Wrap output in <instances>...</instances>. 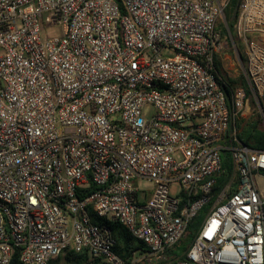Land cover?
Returning <instances> with one entry per match:
<instances>
[{
    "label": "built area",
    "instance_id": "1",
    "mask_svg": "<svg viewBox=\"0 0 264 264\" xmlns=\"http://www.w3.org/2000/svg\"><path fill=\"white\" fill-rule=\"evenodd\" d=\"M227 2L0 0V264H164L206 206L171 264H264V150L236 124L264 114V0L237 5L245 86L230 99L214 65ZM96 220L147 252L121 259Z\"/></svg>",
    "mask_w": 264,
    "mask_h": 264
},
{
    "label": "trees",
    "instance_id": "2",
    "mask_svg": "<svg viewBox=\"0 0 264 264\" xmlns=\"http://www.w3.org/2000/svg\"><path fill=\"white\" fill-rule=\"evenodd\" d=\"M239 0H228L227 4L223 9V20L217 24V28L221 33L222 39L228 37L237 39L234 25L237 18V5ZM244 61V55L241 56ZM214 65L217 74V81L224 90L226 96L230 99L233 89L235 88V82L231 80H225L219 73V63L217 57L214 58ZM243 84V83H242ZM264 112V110H263ZM237 127L240 129L239 138L240 140L257 150H264V130L261 128V120L259 116L250 118L249 120H238L236 122ZM221 173L216 179V183L212 188V195L215 196L224 182L227 180L231 167L229 161V155L227 152H221ZM209 206L202 208L197 215L190 221L186 233L172 248L168 250V254L173 255L175 258L171 261H167L164 264H171L176 260L183 259L185 253L190 248L197 227L203 217L205 216ZM97 223H107L108 228L114 239L113 252L121 259L128 263L132 260L135 255L143 254L147 252L145 245L133 238L128 231L123 228L117 222H107L105 220H96ZM63 260V264H96L90 261L86 253H74L69 252L64 259L61 257L51 260L48 264H59ZM9 264H22L19 261L18 252L15 251L11 257Z\"/></svg>",
    "mask_w": 264,
    "mask_h": 264
},
{
    "label": "rangeland",
    "instance_id": "3",
    "mask_svg": "<svg viewBox=\"0 0 264 264\" xmlns=\"http://www.w3.org/2000/svg\"><path fill=\"white\" fill-rule=\"evenodd\" d=\"M221 20H223V18L220 19L218 23H220ZM50 33L57 34L56 29L50 30ZM222 44L225 45L224 48L219 52L218 55H216L219 63L220 75L225 80H231L235 82V88L244 87L245 86L244 77H243L244 61L241 58V56L244 55L243 45L238 39L233 40V38L230 37H228L226 40L222 39ZM260 103L262 109L264 110V93L260 98ZM258 110H259L258 108L251 106L248 118L250 119L259 116L261 120V128L264 130V114H261L260 112H258ZM137 186L139 189H151V182L139 181L137 182ZM172 189L173 191H177L178 187L175 185L173 186ZM63 262L64 261L61 260L59 264H63Z\"/></svg>",
    "mask_w": 264,
    "mask_h": 264
},
{
    "label": "crops",
    "instance_id": "4",
    "mask_svg": "<svg viewBox=\"0 0 264 264\" xmlns=\"http://www.w3.org/2000/svg\"><path fill=\"white\" fill-rule=\"evenodd\" d=\"M252 39H254L255 41H257L258 43L264 46V36H256V37H253ZM248 115H249L248 111H245L243 114V117L240 120H243V121L248 120L249 119Z\"/></svg>",
    "mask_w": 264,
    "mask_h": 264
}]
</instances>
